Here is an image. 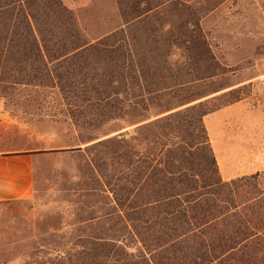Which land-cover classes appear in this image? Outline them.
I'll use <instances>...</instances> for the list:
<instances>
[{
  "label": "trees",
  "instance_id": "obj_1",
  "mask_svg": "<svg viewBox=\"0 0 264 264\" xmlns=\"http://www.w3.org/2000/svg\"><path fill=\"white\" fill-rule=\"evenodd\" d=\"M120 11L93 38L61 0H0V85L59 91L79 131L68 222L35 264H264L260 175L226 181L206 127L243 98L200 91L225 72L200 15L178 1ZM116 121L128 127L88 137Z\"/></svg>",
  "mask_w": 264,
  "mask_h": 264
},
{
  "label": "rangeland",
  "instance_id": "obj_2",
  "mask_svg": "<svg viewBox=\"0 0 264 264\" xmlns=\"http://www.w3.org/2000/svg\"><path fill=\"white\" fill-rule=\"evenodd\" d=\"M61 1L77 14L93 38L123 24L120 9L143 12L147 4L157 5L163 1L186 3L200 15V24L208 44L225 67L222 77L201 83L200 91L204 89L212 94L226 89L212 96L217 97L236 89L226 94V103L236 97L245 99L252 96L255 83L258 87L264 85V0ZM134 15L132 11L127 19ZM230 86L234 88L230 89ZM0 108L1 128L6 132L2 137L5 141L1 148L10 149L13 142L14 147L36 150L32 198L0 203V264H35L36 246L43 244L41 239L52 238L51 229L64 227L68 222L66 219L72 209L67 201L70 195L68 189L73 182L77 183L74 178L75 163L70 152L79 148V131L67 120L63 100L57 90L1 84ZM230 118L229 124L236 131L237 139L248 144L247 152L234 153L232 156L236 163L234 179L258 172L264 188V122L255 119L246 106H241L230 113H220L211 118L210 123L220 128ZM238 125L245 127L242 133ZM127 127L128 123L116 121L88 134V137L114 136L117 131ZM133 129L126 131L133 133ZM6 141L10 142L7 144ZM218 164L224 178L225 168ZM64 215L66 217L61 218ZM64 232H69V229L65 227ZM44 233L48 235L41 238ZM75 242L68 235L65 240L49 243L68 245Z\"/></svg>",
  "mask_w": 264,
  "mask_h": 264
},
{
  "label": "crops",
  "instance_id": "obj_3",
  "mask_svg": "<svg viewBox=\"0 0 264 264\" xmlns=\"http://www.w3.org/2000/svg\"><path fill=\"white\" fill-rule=\"evenodd\" d=\"M242 85H245V83L237 87ZM241 106H246L247 111L255 115V119L264 122V85L258 87L255 83L252 96L211 114L205 119L216 158L218 162L224 166V179L228 181L236 178L234 175L236 163L233 162V154L247 152L248 144L241 139H237L236 131L233 130L232 125L229 124L232 118L226 120L225 124L220 128L212 125L213 123H210V120L220 115V113H230ZM238 126L241 127L240 132L242 133L245 127L241 125ZM5 133L1 128L0 119V203H11L31 199L34 194L35 185L36 150L14 147L12 141V148H1L2 142L5 141V139H2ZM6 142L8 144L10 141Z\"/></svg>",
  "mask_w": 264,
  "mask_h": 264
}]
</instances>
